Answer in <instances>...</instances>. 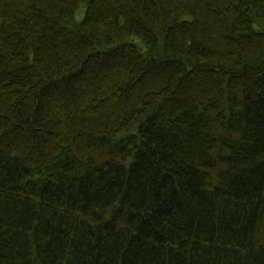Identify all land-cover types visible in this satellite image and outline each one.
Returning a JSON list of instances; mask_svg holds the SVG:
<instances>
[{"label": "trees", "instance_id": "1", "mask_svg": "<svg viewBox=\"0 0 264 264\" xmlns=\"http://www.w3.org/2000/svg\"><path fill=\"white\" fill-rule=\"evenodd\" d=\"M0 264H264V0H0Z\"/></svg>", "mask_w": 264, "mask_h": 264}]
</instances>
